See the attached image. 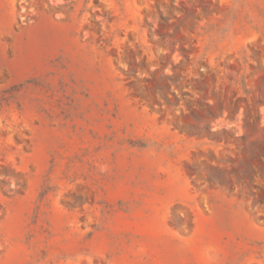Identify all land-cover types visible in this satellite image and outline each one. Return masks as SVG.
Returning a JSON list of instances; mask_svg holds the SVG:
<instances>
[{
	"label": "rangeland",
	"instance_id": "obj_1",
	"mask_svg": "<svg viewBox=\"0 0 264 264\" xmlns=\"http://www.w3.org/2000/svg\"><path fill=\"white\" fill-rule=\"evenodd\" d=\"M0 264H264V0H0Z\"/></svg>",
	"mask_w": 264,
	"mask_h": 264
}]
</instances>
